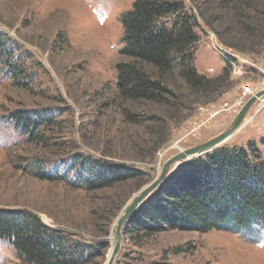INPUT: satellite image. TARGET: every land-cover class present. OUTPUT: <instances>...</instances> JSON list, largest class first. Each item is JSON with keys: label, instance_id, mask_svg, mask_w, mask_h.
<instances>
[{"label": "rangeland", "instance_id": "rangeland-1", "mask_svg": "<svg viewBox=\"0 0 264 264\" xmlns=\"http://www.w3.org/2000/svg\"><path fill=\"white\" fill-rule=\"evenodd\" d=\"M133 1L0 0V36L13 47V64L23 65L13 77L0 57V209L36 213L73 243L87 245V239L104 243L103 248H93L95 254L87 250L88 261L76 264H106L116 220L131 198L157 176L169 157L226 129L244 103L264 88V40L257 52L239 53L222 43L237 40L224 33V25L208 28L198 19L200 39L193 64L207 77L228 69L220 93L189 90L176 75V63L169 78L175 91L170 102L121 99L114 86L115 66L128 59L118 53L123 33L119 18ZM209 11L219 13L215 6ZM14 78L22 84H15ZM246 87L253 92L243 95ZM42 110L57 116L56 125L44 131L51 140L46 146L29 142L10 117L16 111ZM155 120L166 124L160 130ZM164 135H169L168 141L157 147ZM262 136L264 96L223 144H246ZM75 153L99 164L136 165L143 176L97 189L74 187L70 181L80 169H71L69 160ZM36 155L45 159L42 171L49 178L37 177L35 166L24 162ZM116 262L264 264V229L129 233L122 239ZM0 264H24L3 240Z\"/></svg>", "mask_w": 264, "mask_h": 264}, {"label": "trees", "instance_id": "trees-1", "mask_svg": "<svg viewBox=\"0 0 264 264\" xmlns=\"http://www.w3.org/2000/svg\"><path fill=\"white\" fill-rule=\"evenodd\" d=\"M212 6L219 13L209 11ZM198 19L208 28L214 23L224 25V33L236 35L237 40L222 43L239 53L257 52L264 40V0H134L119 18L123 33L118 53L128 60L115 66L116 94L129 102H170L169 95L175 91L169 87V78L176 63V75L189 90L220 93L229 77L228 69L224 67L217 76L207 77L193 64L194 48L200 39ZM0 57L13 77L21 71L23 65L13 64V47L2 36ZM10 117L22 127L29 142L42 146L51 142L44 132L56 125L57 116L51 111H16ZM164 122L155 120V126L161 130ZM168 139L169 135L160 137L157 147ZM36 156L24 162L35 166L37 177L49 178L42 171L45 159ZM69 163L71 169H80L70 181L74 187L97 189L143 176L136 165L99 164L77 153L71 155ZM254 228L264 229V136L246 144H221L180 163L124 224L122 237L129 233L151 236L173 229L204 234ZM64 234L46 226L36 213L0 209V240L24 264H76L91 258L87 250L105 246L92 239L84 240L87 245L73 243Z\"/></svg>", "mask_w": 264, "mask_h": 264}, {"label": "water", "instance_id": "water-1", "mask_svg": "<svg viewBox=\"0 0 264 264\" xmlns=\"http://www.w3.org/2000/svg\"><path fill=\"white\" fill-rule=\"evenodd\" d=\"M264 96V88L257 91L255 95L251 96L241 107L239 112L233 118L229 126L224 129L218 135L202 142L197 145H193L188 148H184L179 150L177 153L169 157L160 167L157 176L149 182L146 186L141 188L125 205L123 209V213L117 218V222L115 225L114 231V244H113V252L108 259L106 260V264H114L117 258V255L122 246V230L124 224L129 220V218L138 210V208L142 205L145 199L150 196L168 177L170 172L173 169H176L178 165L182 162L188 161L191 158L200 156L205 154L206 152L211 151L212 149L218 147L223 144L225 140L233 135L240 127V125L244 122L245 117L255 101ZM227 141V140H226Z\"/></svg>", "mask_w": 264, "mask_h": 264}, {"label": "built area", "instance_id": "built-area-1", "mask_svg": "<svg viewBox=\"0 0 264 264\" xmlns=\"http://www.w3.org/2000/svg\"><path fill=\"white\" fill-rule=\"evenodd\" d=\"M252 92H253V91H252V89H251L250 87H246L244 90H242V94H243V95H245V94H247V93L250 94V93H252ZM243 97H245V96H243ZM238 106L240 107L241 104H239ZM226 107H229V108L231 109L233 106H231V105L229 106V105H228V106H226Z\"/></svg>", "mask_w": 264, "mask_h": 264}, {"label": "bare ground", "instance_id": "bare-ground-1", "mask_svg": "<svg viewBox=\"0 0 264 264\" xmlns=\"http://www.w3.org/2000/svg\"><path fill=\"white\" fill-rule=\"evenodd\" d=\"M262 98H263V97H262ZM242 124H243V123H242ZM242 124H241V125H242ZM241 125H240V127H241ZM240 127H239V128H240ZM231 136H232V135H231ZM231 136H230V137H231ZM230 137H228L227 139H229ZM227 139H226V140H227ZM112 252H113V249H112ZM112 252H111V254H112ZM110 256H111V255H110ZM109 258H110V257H109Z\"/></svg>", "mask_w": 264, "mask_h": 264}]
</instances>
